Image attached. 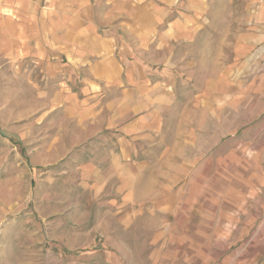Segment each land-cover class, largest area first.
<instances>
[{
	"label": "rangeland",
	"instance_id": "374dc122",
	"mask_svg": "<svg viewBox=\"0 0 264 264\" xmlns=\"http://www.w3.org/2000/svg\"><path fill=\"white\" fill-rule=\"evenodd\" d=\"M247 3L196 0L182 40L148 59L174 103L132 183L94 177L108 111L77 124L55 71L0 52V264H264V101L226 85L264 70L257 44L241 56L260 34Z\"/></svg>",
	"mask_w": 264,
	"mask_h": 264
},
{
	"label": "crops",
	"instance_id": "0c3cea01",
	"mask_svg": "<svg viewBox=\"0 0 264 264\" xmlns=\"http://www.w3.org/2000/svg\"><path fill=\"white\" fill-rule=\"evenodd\" d=\"M195 3L0 0L2 56L32 63L35 70L55 71L60 89L80 116L77 124L90 123V116L99 117L102 112L111 114L110 121L99 122L100 132L93 138L96 146L88 150L104 156L95 167V178L128 179L132 183L133 165H146L133 158L150 153L152 147L145 142L155 140V132L163 124L162 112H169L174 103L168 91L174 83L170 70L160 69L148 59L155 54L165 57L159 52L169 54L170 46L182 40L190 23L184 12L198 10L200 4ZM255 4L256 14L251 15L250 7ZM243 20V25L256 21L260 34L256 40L250 39L249 30L242 34L241 56H249L254 43L262 57L264 0H248ZM240 71V79L227 78V87L235 85L247 95L255 92L264 101V70L259 68L257 76L253 70ZM230 72L238 73L227 70V75Z\"/></svg>",
	"mask_w": 264,
	"mask_h": 264
}]
</instances>
